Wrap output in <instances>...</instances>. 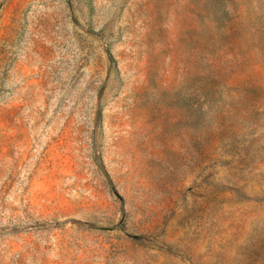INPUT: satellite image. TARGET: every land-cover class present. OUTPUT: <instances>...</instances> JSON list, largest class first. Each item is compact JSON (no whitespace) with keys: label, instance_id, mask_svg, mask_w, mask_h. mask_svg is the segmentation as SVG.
I'll list each match as a JSON object with an SVG mask.
<instances>
[{"label":"rangeland","instance_id":"374dc122","mask_svg":"<svg viewBox=\"0 0 264 264\" xmlns=\"http://www.w3.org/2000/svg\"><path fill=\"white\" fill-rule=\"evenodd\" d=\"M0 264H264V0H0Z\"/></svg>","mask_w":264,"mask_h":264}]
</instances>
